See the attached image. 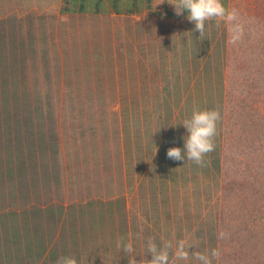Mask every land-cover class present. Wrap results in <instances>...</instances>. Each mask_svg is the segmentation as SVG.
Here are the masks:
<instances>
[{
	"label": "rangeland",
	"instance_id": "rangeland-1",
	"mask_svg": "<svg viewBox=\"0 0 264 264\" xmlns=\"http://www.w3.org/2000/svg\"><path fill=\"white\" fill-rule=\"evenodd\" d=\"M64 2L0 0V112L5 110L7 121L12 111L20 108L23 128L24 101L13 96V83L20 82L23 95L27 78L35 155H41L38 147L44 142L39 137L47 131L51 143L47 157L58 163L65 160L68 167L76 163L79 172L69 171L72 183H66V195L57 198V190L62 187L57 184L52 199L80 204L76 202H84L85 192H101L102 184L115 182L122 161L124 165V143L129 138L130 143L144 145L142 151H136L137 157L145 160L143 173H147L148 180L154 179L142 193L147 210L155 205L172 210L185 205L181 214H191L186 219L193 218L197 235L203 233V237H214L216 241L191 248L195 254L209 256L213 249L217 250L219 255L210 257V264H264V0H231L230 12H235V18H229L221 53L213 49L217 42L214 35L201 40L193 36L189 38L191 42L181 37L178 43L172 32H126L131 21L124 17L64 18L59 8ZM50 23L52 26H47ZM46 27L49 30L44 32ZM23 40L28 41L27 46L22 45ZM188 44L190 53L176 51L175 45ZM24 54L28 66L23 71ZM142 63L149 76L168 89V100L153 102L154 106L160 104L158 111L163 112L160 116L152 109L143 134L135 124L136 117L131 118L127 134L128 80L133 96ZM180 65L182 73L186 65L199 76L203 71L206 96L212 91L213 76L220 80L219 105L210 99L188 102L178 98L182 94L177 93L172 73ZM3 83H10L11 93L4 91ZM9 94L12 98L6 97ZM216 106L220 108V138L214 137L215 149L206 154L204 163L169 159L166 152L170 147L183 148L186 132L179 124L191 115L193 107L216 110ZM146 108L151 112L153 107L150 103ZM104 155H108L106 159ZM98 161L109 165L102 178L96 173ZM74 182L78 188L83 185L81 189L85 191L77 200L72 193ZM117 183L123 185L120 180ZM118 188L113 189L116 195L122 191ZM115 197L113 194L104 200ZM86 198L103 200L101 194ZM107 208L104 205L102 210ZM176 210L166 217L165 227L173 220L172 215L178 218ZM176 218L174 224L178 222ZM107 224L97 223L95 228L88 227V222L79 227L67 226V247L71 251L77 248L90 262L97 257L96 264H109V240L115 236L117 225L111 221ZM186 224L188 221L181 222L182 226ZM194 264L200 262L195 260Z\"/></svg>",
	"mask_w": 264,
	"mask_h": 264
},
{
	"label": "crops",
	"instance_id": "crops-1",
	"mask_svg": "<svg viewBox=\"0 0 264 264\" xmlns=\"http://www.w3.org/2000/svg\"><path fill=\"white\" fill-rule=\"evenodd\" d=\"M171 3H175V0H65L59 8L64 14V18L71 16L98 17V19L106 16L110 18L124 17L131 21V28L128 27L126 32H166L165 35L172 32V36L176 37L178 43L181 42V37L188 38L190 41L189 38L193 36L200 39L203 36L214 35L217 42L213 49H216V52H222L223 36H225V32H229V18L222 17L207 22L204 34L200 35L199 31L193 30L194 25L186 19V16L175 14ZM222 3L230 12L231 0H222ZM47 26H52V24ZM48 30L46 27L43 31ZM175 47L178 52H191V44L175 45ZM141 69L140 81L135 87L133 96L129 91L128 80L125 108L127 134L130 133L129 125L133 123L132 117H136L135 124L139 125L140 133L143 134L146 117L148 119L153 115L152 109H154V113L157 112L161 116L160 113L163 111H158L160 104L157 103L168 100L166 98V91L167 95L169 93L168 89L158 83L157 78L152 79L149 76V70L146 72L144 63H142ZM174 69L172 75L176 82L177 93L182 94L178 97L179 99L188 102L194 100L205 102L210 99L212 102H218L217 105H219L221 101L220 80L213 76L214 80L217 79L216 85L212 79V91H208L210 94L206 96L203 68L200 72L202 77L193 72L192 68L187 69V65L183 73L181 65ZM194 76H196L195 80ZM199 77L201 78L200 82L197 81ZM19 85L20 82L15 84L16 87ZM213 85L215 86L214 90ZM155 100L157 103L154 106ZM150 103L153 108H151V112H146L150 110L149 108L146 110V104L150 106ZM203 106L205 105L202 104ZM32 110L31 108V115ZM216 110L220 113L219 106H216ZM4 113L5 110L0 112V264H57L58 259L66 255L75 257L78 264H96L97 257L96 260L93 258L90 262L88 256H84L85 259L82 258V253H78L77 248H72L71 251L67 247L69 241L65 235V228L67 226L79 227L81 224L83 226L87 222L88 227L91 228H95L97 223L106 226L109 221L115 222L117 225L113 231L115 236L109 240L111 246L109 264H128V254L117 247L118 241L122 238L133 244L134 255H137V261L141 259V264H147V259H151L150 254L147 256L146 249V242L149 239L154 240L158 245L171 241L174 246L178 241H183L186 250L189 245L193 247L194 245H207L216 242L214 237H203V233L200 236L197 235V224L192 221L193 218L186 219V217L190 219L191 214L188 216L181 214L182 208L186 209L185 205L175 206L177 208L175 212H179L178 218L172 215L173 220L167 224V227H165V219H168L166 217L170 213L175 214V208L173 210L172 207L169 209L158 208L155 205L152 210H147L143 203L142 193L147 186L152 185L151 182L154 179L148 180L147 173H143L145 160L139 161L137 157L138 152L136 151L138 149L142 151L145 148L144 145L139 142L133 143V141L130 143L129 138L126 139V144L124 143V165L122 161V165L119 167L120 174H117L118 178L115 182L102 184L101 192L99 190L93 193L81 189L84 187L83 185L78 188L76 182L72 184V191L74 190L72 193L76 200L82 196L80 195L81 191L87 195L92 196L93 194V197L101 194L103 200L94 202V200L86 198L87 195L83 197L84 202H76L80 204H74L75 202L63 204L53 200L52 191H56L57 184L62 186L58 188V192L56 191L57 198L62 199L66 195V183H72V177L69 178L68 172L79 173L77 167L74 166L76 163L71 162V166L68 167L65 160L58 163L53 158L47 157L51 147L47 131H44L39 137L44 142V146L38 147V152L41 155L36 156L34 148L36 138H34L32 116L23 126L26 130H23L20 124L21 109L16 108L12 111L7 121L4 118ZM27 116L30 117L29 114ZM25 133L28 137L24 139L22 134ZM219 134L220 120L217 123L216 140H219ZM131 138L133 139V136ZM6 139L10 142H5ZM107 156L104 155V158L106 159ZM99 163L98 161L96 173H99L102 178V173L107 171L109 165L107 162ZM103 179L105 180V178ZM118 180L122 182V186L118 185ZM51 185L54 188L50 189ZM117 186L121 187L120 195L113 192V189L115 191L119 189ZM113 194L116 196L115 198L104 200V198H111ZM97 205L101 207H97ZM104 205L108 206L107 211L102 210ZM190 212L191 210H188L187 213ZM174 218L178 220L176 224H174ZM182 221H188V224L182 226ZM192 247L189 248L187 261H178L174 254V247L170 249L169 264H194L195 260L193 259L196 251L191 249ZM92 257L90 256V258ZM191 261L193 263H190Z\"/></svg>",
	"mask_w": 264,
	"mask_h": 264
},
{
	"label": "clouds",
	"instance_id": "clouds-1",
	"mask_svg": "<svg viewBox=\"0 0 264 264\" xmlns=\"http://www.w3.org/2000/svg\"><path fill=\"white\" fill-rule=\"evenodd\" d=\"M177 16L184 15L186 19L194 25V31H199L203 35L206 23L214 19L227 17L235 18V12H229L223 5L222 0H175L171 3ZM221 119L217 110L200 109L193 107L191 115L179 124L186 134L182 137L183 148L170 147L166 155L174 161H193L197 165L204 163L206 154L214 151V137L217 134V123ZM117 247L124 253L128 254V264H141V259L137 261L134 255L135 249L133 244L121 239ZM174 247V254L178 261H187L189 259V248L183 241H178L175 246L171 241L158 245L154 240L149 239L146 242L147 256L150 254L151 259H147V264H169L170 249ZM219 252L213 249L209 255L195 254L194 259L200 264H210V257H216ZM57 264H78L73 256H62L58 259Z\"/></svg>",
	"mask_w": 264,
	"mask_h": 264
},
{
	"label": "trees",
	"instance_id": "trees-1",
	"mask_svg": "<svg viewBox=\"0 0 264 264\" xmlns=\"http://www.w3.org/2000/svg\"><path fill=\"white\" fill-rule=\"evenodd\" d=\"M14 40V39H13ZM4 40H2L1 42L2 43H4L3 42ZM26 42H28V41H25V40H23V46H27V43ZM22 43V42H21ZM31 46H28V48H29V50H31V48H30ZM25 49H27V48H25ZM24 49V50H25ZM27 51V50H26ZM25 51V52H26ZM24 56V60H23V66H24V69H23V71L24 70H26V68H27V60H26V58H25V54L23 55ZM28 57V56H27ZM12 67H16L15 65H12ZM3 78H4V75H3ZM15 79V78H14ZM5 82V81H4ZM14 82V81H13ZM17 83V82H16ZM13 85L15 86V83H13ZM23 85H24V90H23V92H22V94L23 95H21V93H20V86L19 87H14L13 86V88H14V93H13V96H16V98L17 99H19L20 101H21V99H23V101H24V108H25V110H23V113H24V111H25V117H24V119H25V123L27 124V122L29 121V119L31 118V112H30V109L32 108L29 104H30V100H31V96L29 95L30 94V89H29V84H28V81H27V78H24V83H23ZM3 89H4V91H6V93L7 92H9V93H11L10 92V83L8 84V83H3ZM17 91L19 92V94H17ZM4 96H5V93H4ZM7 98L8 97H10V98H12L11 97V94H9V96H6ZM6 97H4V98H6ZM9 102V101H8ZM5 103H7V102H5ZM20 106V104H18L17 103V107H19ZM17 109H20V108H17ZM27 114H29L30 115V117H28L27 116ZM24 116V115H23ZM43 126V125H42Z\"/></svg>",
	"mask_w": 264,
	"mask_h": 264
}]
</instances>
